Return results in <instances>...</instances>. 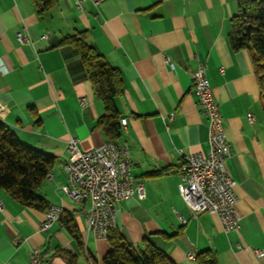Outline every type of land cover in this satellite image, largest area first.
<instances>
[{
	"label": "crops",
	"instance_id": "obj_1",
	"mask_svg": "<svg viewBox=\"0 0 264 264\" xmlns=\"http://www.w3.org/2000/svg\"><path fill=\"white\" fill-rule=\"evenodd\" d=\"M236 12L237 0H57L44 13L32 0H0V57L10 68L0 73V119L23 143L55 156L39 192L49 206H65L82 238L62 219L41 230L45 210L0 189V264H28L34 246L43 264H104L110 248L88 229L89 201L77 203L63 190L70 136L83 150L109 139L98 125L105 105L84 63L72 45H60L77 31H86L123 78L117 105L127 126L115 139L129 143L132 174L146 197L120 202V232L135 245L150 240L177 264H198L195 256L205 250L218 264H264L254 253L264 249V106L250 52L229 41ZM19 31L31 42L19 41ZM200 63L232 149L227 167L237 181L240 226L229 232L215 212L192 216L178 189L182 155L208 149V118L193 86Z\"/></svg>",
	"mask_w": 264,
	"mask_h": 264
},
{
	"label": "built area",
	"instance_id": "obj_2",
	"mask_svg": "<svg viewBox=\"0 0 264 264\" xmlns=\"http://www.w3.org/2000/svg\"><path fill=\"white\" fill-rule=\"evenodd\" d=\"M100 3L102 0H94ZM46 37V35H44ZM17 38L21 42H31L27 31H19ZM168 63L169 58L166 57ZM3 58L0 57V73L9 72ZM223 71L224 68L221 67ZM193 86L198 103L208 118L209 138L206 152L183 154L180 165V185H187L192 190L190 200L191 215L209 211L215 212L225 232L237 230L240 226V215L236 209L237 181L228 170L227 160L232 154L228 140L224 117L220 104L213 94L205 64L200 63L193 74ZM82 104L87 102L81 98ZM249 119L254 121L250 114ZM121 126H127V118H120ZM120 140V147L96 146L83 150L79 146V138L70 136L67 143L69 159L64 164L68 183L63 190L69 196H75V202L89 201L84 214L90 232L96 238H102V227L106 220H113V228L117 227L119 204L121 201L136 196L139 200L146 197V189L142 181L135 182L132 174L131 153H127L126 141ZM0 207L2 203L0 202ZM66 211L63 204H51L45 210L44 218L39 224L41 230L50 229L55 222L61 220ZM187 222V219H183ZM256 256L264 255V249H254ZM190 257L193 255L190 254ZM41 247L34 246L28 264H43Z\"/></svg>",
	"mask_w": 264,
	"mask_h": 264
},
{
	"label": "trees",
	"instance_id": "obj_3",
	"mask_svg": "<svg viewBox=\"0 0 264 264\" xmlns=\"http://www.w3.org/2000/svg\"><path fill=\"white\" fill-rule=\"evenodd\" d=\"M39 13L52 8L57 0H32ZM229 41L233 50L250 52L264 106V0H237V12L230 20ZM60 45H72L85 65L87 77L94 91L105 105V113L98 125L109 139L121 135V112L117 98L123 92L121 71L112 65L87 40L86 31L68 34ZM55 163V156L23 143L0 119V189H5L16 201L38 209L49 207L39 190ZM65 226L81 243V233L69 214L62 215ZM110 248L103 257L104 264H177L150 240L141 245L129 242L115 227L107 236ZM198 264H218L211 250L198 252Z\"/></svg>",
	"mask_w": 264,
	"mask_h": 264
},
{
	"label": "bare ground",
	"instance_id": "obj_4",
	"mask_svg": "<svg viewBox=\"0 0 264 264\" xmlns=\"http://www.w3.org/2000/svg\"><path fill=\"white\" fill-rule=\"evenodd\" d=\"M125 128V127H124ZM100 146L106 147H120V140L118 139H108L100 144ZM127 153H131V147L129 143H126ZM144 186V183H143ZM180 194L186 202L187 206L190 205V200H193V193L187 185H180ZM75 201V196H70ZM113 228V220H106L105 226L102 227V238H107L109 231ZM90 264H93L92 260H90Z\"/></svg>",
	"mask_w": 264,
	"mask_h": 264
}]
</instances>
